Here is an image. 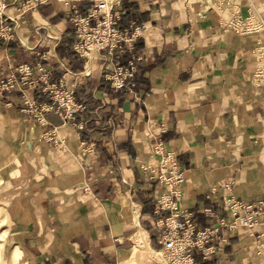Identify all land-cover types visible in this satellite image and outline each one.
Instances as JSON below:
<instances>
[{
  "label": "crops",
  "instance_id": "0c3cea01",
  "mask_svg": "<svg viewBox=\"0 0 264 264\" xmlns=\"http://www.w3.org/2000/svg\"><path fill=\"white\" fill-rule=\"evenodd\" d=\"M24 1L0 0L17 16L15 37L0 40V79L41 63L52 74L37 76L75 84L83 108L69 122L45 110L43 83L1 94L3 264H157L148 247L161 250L176 211L214 230L207 264H264V77L255 76L264 32L223 27L234 7L264 20V0H233L232 9L216 0H123L120 25L143 26L133 90L104 79L129 53L77 56L62 4L23 12ZM159 144L177 157L182 183L151 178L161 171ZM230 197L253 204L252 226H226ZM167 199L176 211L157 210Z\"/></svg>",
  "mask_w": 264,
  "mask_h": 264
},
{
  "label": "built area",
  "instance_id": "2783aa9c",
  "mask_svg": "<svg viewBox=\"0 0 264 264\" xmlns=\"http://www.w3.org/2000/svg\"><path fill=\"white\" fill-rule=\"evenodd\" d=\"M52 1L62 4L64 14L72 23L73 41L71 47L77 56L85 57L91 61L96 53L103 50L113 56L121 55L124 51L130 52V59L126 63L119 64L112 72L106 73L105 79L115 89L133 90L135 86L134 74L137 70L136 60L140 59L136 49L143 26L134 25L132 28H124L120 25L117 7L121 6L123 0H25L22 3L21 11L24 12L41 3ZM216 1L222 8H231L228 4H231L230 2L233 0ZM16 18V15L6 12L5 7L0 2V40H9L15 37ZM223 27L236 34H257L264 32V20L253 8H249L248 14L243 15L240 9L234 7L232 14L223 23ZM257 55L263 62L255 73L256 78H259L264 77V42L257 47ZM87 71L89 70L86 68L83 73L87 74ZM36 72H43V76L49 77L52 74V69L41 63L36 66L31 64L18 65L7 77L0 79V96L4 90L21 89L22 91L26 84L34 89L43 83V92L50 94V102L45 104L43 108L55 112L65 122L75 121L76 114L83 108V104L75 98V84L68 86L64 79L58 83L50 82L43 76L38 77ZM24 100L29 107L34 106V100L27 98V96ZM163 147L162 144H159L156 147V152L163 154L165 151ZM154 177L160 182L164 180L168 185L183 182L184 176L179 170L177 157L173 152L165 151L161 158V171L158 175L154 173L151 176V178ZM165 201L160 200L158 202L160 206L157 207V210L171 207L175 211L177 210L173 205H169L171 199ZM252 206V203L241 201L237 197H230L228 213L231 220L226 223V226L231 228L252 226L256 221L252 214ZM180 216L183 220L179 219ZM171 217L177 218L174 222L176 228L172 232L169 230L163 234L162 248L158 252V259L155 258L157 259L156 263L194 264L193 254L196 251L207 255L206 244L211 239L214 230L196 228L193 216L187 211L182 212V215L176 211ZM169 229H172V226H169ZM178 229L184 231L179 233Z\"/></svg>",
  "mask_w": 264,
  "mask_h": 264
},
{
  "label": "trees",
  "instance_id": "16d2710c",
  "mask_svg": "<svg viewBox=\"0 0 264 264\" xmlns=\"http://www.w3.org/2000/svg\"><path fill=\"white\" fill-rule=\"evenodd\" d=\"M72 41H73V39L70 40V44H69L70 47H71ZM71 48H72V47H71ZM72 51H73V50H72ZM124 53H129V58H128L127 60L123 61V63H126V62L130 59V57H131V54H130L129 51H124L121 55H116V56H122ZM74 54H75V53H74ZM136 61H137V60H136ZM136 65H137V64H136ZM136 72H137V70H136ZM136 72H135V74H134V81H135V86H134V88H135L136 85H137ZM104 79H105V76H104ZM105 81H106V83L111 87L110 83H109L106 79H105ZM113 89H115V88H113ZM76 93H78V92H76V90H75V98H77V96H78ZM89 100H91V101L89 102ZM85 102H86V103H94L95 100H93V99H92V96L89 95V97L86 99ZM204 258H205V257H204V254H203L202 252H200V251H196V252L193 254L194 264H207L208 261L205 260Z\"/></svg>",
  "mask_w": 264,
  "mask_h": 264
},
{
  "label": "rangeland",
  "instance_id": "374dc122",
  "mask_svg": "<svg viewBox=\"0 0 264 264\" xmlns=\"http://www.w3.org/2000/svg\"><path fill=\"white\" fill-rule=\"evenodd\" d=\"M256 43L257 42H259V40H263V37H262V35H256ZM2 147L3 146H0V149H1V151H2ZM4 149V148H3ZM168 216V215H167ZM166 216V217H167ZM195 220H197V219H195ZM170 222V225L172 226V229H168V231L170 230V232H172L173 230H174V228H176L175 227V223L171 220V221H169ZM195 225H196V228H198L199 230H204V228H202V226H201V224L200 223H198L197 221H195ZM2 226L0 227V232L2 231L3 232V230H2ZM206 228H210V226L209 227H206ZM212 229V228H211ZM176 230V229H175ZM167 231V232H168ZM178 231H179V233H182V231H184L183 229H178ZM139 242H140V244L142 245V246H145L144 244H143V242H141L140 240H139ZM209 242V241H208ZM146 247V246H145ZM149 249V248H148ZM151 249H149V252L152 254V257L154 256V257H156L157 258V256L158 255H156L155 253H153V252H155V251H152ZM3 258V254H0V264H3L4 263V258Z\"/></svg>",
  "mask_w": 264,
  "mask_h": 264
},
{
  "label": "bare ground",
  "instance_id": "6f19581e",
  "mask_svg": "<svg viewBox=\"0 0 264 264\" xmlns=\"http://www.w3.org/2000/svg\"><path fill=\"white\" fill-rule=\"evenodd\" d=\"M139 240L141 241V242H143V244L146 246V247H148V235H147V232L146 231H143L141 234H140V236H139ZM149 248V247H148ZM150 249V248H149ZM152 251H154V250H152ZM151 251V252H152ZM153 253H155L156 255H159L158 253H156V252H153ZM156 258V257H155ZM158 259V258H157Z\"/></svg>",
  "mask_w": 264,
  "mask_h": 264
}]
</instances>
